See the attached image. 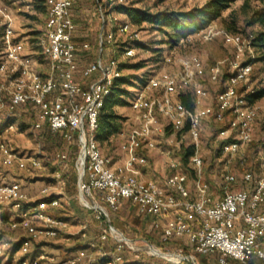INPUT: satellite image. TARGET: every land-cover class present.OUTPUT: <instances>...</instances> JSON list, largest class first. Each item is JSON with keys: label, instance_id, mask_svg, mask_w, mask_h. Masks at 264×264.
Returning <instances> with one entry per match:
<instances>
[{"label": "built area", "instance_id": "built-area-1", "mask_svg": "<svg viewBox=\"0 0 264 264\" xmlns=\"http://www.w3.org/2000/svg\"><path fill=\"white\" fill-rule=\"evenodd\" d=\"M77 1H0V164L29 175L42 171L47 163L55 164L50 180L36 195L24 190L19 180L0 179V264H130L141 259L143 264H199L196 254L217 264H228L231 259L240 264L264 261V148L258 156L262 174L252 190L232 191L230 184L236 176L226 165L231 158L244 156L258 123L259 106L238 90L242 85L250 88L252 58L256 57L251 41L224 28L213 31L211 22L179 41L181 45L197 35L210 38L218 34L234 48L225 87L211 104L207 103L210 91L206 81L218 82L223 69L208 66L196 53L165 52L164 67L148 75L129 101L134 120L126 132L119 131L123 156L115 159L102 151L96 131L99 111L121 76L120 60L100 55L79 64L73 16ZM129 1L99 2L101 51L105 44L113 48L114 42L123 37L126 44L121 55H137L140 32L130 21L111 17V29L102 32L107 28L106 9L111 15L115 5ZM39 2L46 7L44 26L38 38L29 41L24 35L26 27L19 22L27 13L37 12ZM82 46L86 49L89 44ZM247 49L251 59L245 58ZM166 66H176L177 70ZM188 88L193 91V108L178 99L180 91ZM210 114L228 123L216 138L229 140L218 158H227L223 191L218 197L212 196L208 182L203 180L199 149L202 121ZM23 125L40 141L41 130L48 127L78 148L74 161L76 198L92 215L94 232L88 220L71 223L57 213L71 203L66 188L70 153L48 154L42 142L37 151L20 148L10 135L21 132ZM166 134L167 145L158 147L157 136ZM187 140L193 147L189 156L195 170L193 196L179 155ZM155 148L164 154L170 169L164 183L143 172L148 160L139 151ZM243 177L246 181L253 178L249 171ZM41 196H49V200L37 201ZM127 200L151 218V228L158 232L161 245L141 239L145 248L141 247L138 239L112 224L110 211L120 209ZM176 239L183 244L175 247ZM186 248L191 251L186 253Z\"/></svg>", "mask_w": 264, "mask_h": 264}, {"label": "rangeland", "instance_id": "rangeland-1", "mask_svg": "<svg viewBox=\"0 0 264 264\" xmlns=\"http://www.w3.org/2000/svg\"><path fill=\"white\" fill-rule=\"evenodd\" d=\"M2 1V0H0ZM5 1V0H3ZM137 4L140 6H146L148 4H152V1L150 0H136ZM207 0H162L160 2V8H167V9H177V10H185L187 8H190L194 5H202ZM81 12L79 13V16L77 17V31L75 40L77 42V59L79 64L82 66L87 61L96 59L95 57V51L96 47L99 46L101 51V46L99 42V30H100V21L98 19V16L96 14V2L95 0H82ZM242 3V0H236L232 2L230 8L224 12V14H228V12H233L238 19L239 26L243 30L242 32H238L242 35L243 39L245 41H251V37L249 36L251 34V30L258 29L257 26L251 27V28H245L243 26V20L245 18V14L240 10V5ZM88 14V15H86ZM37 16V17H35ZM107 28L105 30L108 31L112 27V21H110V18H116L118 20L123 19L124 17L122 14H119L118 12H112L110 15L107 13ZM19 25L21 27H26L25 30V36L30 41L32 38V31L33 29H43L44 26V15L40 14L39 12H35L33 14H26L23 16V18L20 19ZM116 21V20H115ZM79 22V25H78ZM213 24L212 28H214L213 31L218 30L219 28L226 29L229 33H235L226 28L224 24H222L219 20H214L211 22ZM133 29H137L140 32V41L136 42L137 49V55L130 59H125L121 54L119 55V60L121 62L123 61H129L131 63L142 61L145 62L144 67L139 70H133V69H125V74H138L143 76L144 80L145 78L150 75L157 73L161 66L164 67L163 62V54L167 51H174L175 54L181 55V54H189V53H196L198 54L205 64L208 66L210 65H219L220 68L223 69V72L227 70L229 60L232 58L234 54V48L232 46L226 45L224 41L222 40L221 36L218 34L212 35L210 38L200 37L199 35L195 36L194 39L191 42L179 44L177 47L168 48L166 44H164V35L158 31L153 30L149 25L143 24L140 26H134ZM245 29V31H244ZM104 32V33H105ZM250 39V40H249ZM85 42H88L89 47L84 49L82 44ZM253 54L256 56L252 58L253 61V72L251 76L250 81V88L251 87H264V61L258 60V52L254 48L253 45ZM157 48H162L164 53L159 57V54L155 51ZM168 48V49H167ZM113 48H111L112 51ZM110 53V49L108 50ZM107 52V53H108ZM108 53V54H109ZM39 55V54H37ZM245 58H250V55L248 53V49L246 51ZM172 71L177 70L176 66H166ZM207 88H209L210 91V97L207 100V103L211 104L214 103V99L216 96V92L219 88V82L216 83H210L206 81ZM130 93L128 95V100L130 101L133 94L137 91V87L132 86L130 87ZM256 104L259 105V115H258V124L257 128L255 130V133L253 135L252 140L250 143H252V147L250 150H248V146L246 149V153L244 156H235L234 158H231V160L226 164L229 169L236 174H241L242 170L245 169V163L248 159V162H253L257 164L258 162V156L259 151L264 148V145H258V150L254 152L253 144H261V142H264V96L258 99ZM117 113L123 116L122 120H120L117 124V132L113 135H107V139L105 141L100 140V133L99 130L96 131L98 144L102 151L106 154L107 152H110V154H113L115 159H119L123 156V152L120 148V144L122 142V137L119 133V131L123 130L126 132L131 125L133 124L134 115L135 113L131 110L130 103L116 107ZM210 119H212V115L210 114L209 117H206L202 121L203 131L201 135V141H200V153L203 156V159L205 162L207 161L209 157V145L208 141L211 136L212 130H211V122ZM161 122L166 126L167 122L166 120L162 119ZM21 132H13L10 137L14 140L15 144L18 145L20 148L24 150H38L39 145L42 141H40L41 138L36 137V134L34 132H31L28 127H25L24 125L19 129ZM166 135L157 136L156 142L158 147L162 148L167 145L166 141ZM249 143V144H250ZM257 146V145H256ZM54 148H47L45 152L48 154L55 153ZM78 150V148H77ZM141 151V150H140ZM254 153V155H253ZM146 157H147V164L143 166L145 175L156 177L160 180H163L166 175L169 172L167 159L159 150V148H155L151 151H146ZM256 158V159H255ZM254 159V160H253ZM222 160V161H221ZM220 161L217 160V171H214V173L211 174V179L213 182H210L207 180V178H203V180H206L210 186V192L211 194L217 195L218 194V187L221 183L222 178V172L225 169L224 162H226L227 158L221 159ZM238 163V164H237ZM190 167L192 165L188 164ZM238 167V168H237ZM52 165L51 163H47L46 167L42 171L34 172L32 175H29L26 172L22 171H13L9 168H6L0 164V179L4 180H19L20 182L25 181V183L29 184L31 182L34 183V188H41L42 184L46 181L50 180V173L52 172ZM184 170V168H182ZM67 191L69 197H71V203L69 205H66L64 207H61L58 210V214L65 217L67 220H69L71 223H75L78 219H86L89 221V227L91 232L95 231L94 222L92 221V215L90 212L83 209L79 201L76 198V193L78 191L76 180H77V174L74 175L72 171V166L70 165L68 172H67ZM194 186V178L191 176L188 180V188H193ZM39 188V189H40ZM193 190V189H192ZM136 208V207H135ZM124 218H127L128 220H131L134 224L139 226L142 229H145L146 231L154 232L151 228V218L138 212L137 208L134 209V207H129V209L126 210V213L124 214ZM144 243V242H143ZM141 240L138 241V245L145 248V245L143 244ZM197 256V254H196ZM206 258V257H204ZM151 260V259H150ZM198 261V260H197ZM200 264H206L205 260H200ZM209 264V263H207Z\"/></svg>", "mask_w": 264, "mask_h": 264}, {"label": "trees", "instance_id": "trees-1", "mask_svg": "<svg viewBox=\"0 0 264 264\" xmlns=\"http://www.w3.org/2000/svg\"><path fill=\"white\" fill-rule=\"evenodd\" d=\"M105 0H95L96 2V14L100 21V25L102 26V21L100 19V15L97 11V6L99 2L105 3ZM152 4H148L146 6H140L137 4L136 0H131L128 3H121L115 5L111 11L118 12L122 14L124 17L121 20H128L131 22L132 26H140L143 24L149 25L153 30H158L164 35V44L167 45L168 48H173L179 44V41L186 37L187 35L194 33L198 29L206 26L208 23L219 20L222 24L226 26V28L232 32L238 33L242 32L243 30L239 26L238 19L236 18L233 12H228V14H224L226 10H228L232 4V2L236 0H207L202 5H194L190 8L185 10H177V9H167V8H160V2L162 0H150ZM35 9L42 15L46 13V7L42 2L36 4ZM240 10L245 14V18L243 20V26L245 28H251L257 26L258 29L251 30V43L258 52V60L264 61V0H242L240 5ZM110 13V9H106L105 14ZM37 17V16H35ZM101 26L99 30V34L101 32ZM105 27L103 28L102 32L105 34ZM245 31V29H244ZM42 33V29L36 30L33 29L32 31V40H36L38 36ZM76 42V40H75ZM77 44V42H76ZM126 41H124L123 37H119L117 41L114 42V47L111 49L106 46H103V50L100 51V47L97 46L95 49V57L98 58L100 55L103 56L105 59L119 57L122 54V50ZM167 48V49H168ZM110 49V53L108 50ZM159 57L162 55L163 49L157 48L155 50ZM109 54H108V53ZM164 55V54H163ZM130 59V58H125ZM145 62L139 61L131 63L129 61H120V68H121V76L118 77L114 83L113 90L111 94L105 99L103 107L99 111L98 122L99 126L98 129L100 133V140L103 142L107 139V135H113L117 132V124L120 120H122L123 116L117 113L116 107L123 106L129 103L128 95L130 93V87L135 86L137 87L144 81V77L138 74H125V69H133L139 70L144 67ZM229 72L228 69L223 72L221 77L219 78V88L216 92V95L219 91H221L226 84V80L228 78ZM209 82V81H207ZM211 83V82H210ZM239 92L244 93L245 97L249 102L255 103L258 99L264 96V87H251L246 88L245 85L239 87ZM178 99L182 101L187 107L193 108V91L188 88L185 90H181L178 94ZM214 107L216 105L214 104ZM211 122V136L208 141L209 145V157L207 161L203 159V166H202V177L205 179L207 178L208 181L213 182L211 179V174L214 171H217L218 167L216 162L221 155V149L225 142L229 141L228 139L224 140H217V135L222 128L227 127L228 123L227 120L223 122H219L214 119L212 115ZM187 128L185 124L184 129ZM167 133L170 132V126L166 127ZM42 134V148L44 151L47 148H54V152L62 151V152H69V158L72 166L73 174L76 175V169L74 167V161L78 155V150L76 146L72 145L67 140L63 139L60 134H55L50 131L48 127H45L40 132ZM257 145V146H256ZM258 145H264V142L261 144H253L254 152L258 150ZM252 147V143L248 144V150ZM146 149H141L139 153L144 154L146 156ZM193 152L192 145L187 141L184 142L182 146V150L179 153L180 158L182 160V168L184 171L188 173L189 177L195 178V170L193 167H190L189 164V156ZM254 155V153H253ZM256 159V158H255ZM254 160V159H253ZM238 164V163H237ZM52 168L54 169L55 164L51 163ZM238 168V167H237ZM52 169V170H53ZM252 173V180L246 181L243 177L245 172ZM235 182L230 184V189L232 191L239 190V189H248L252 190L254 187V181L261 176V170L259 167V161L257 164L253 162H248V159L245 163V169L242 170L241 174H236ZM221 183L219 184L218 194L214 195L213 197H218L222 195V185H223V176L221 178ZM166 180L163 179L162 183ZM189 180V179H188ZM206 181V180H205ZM207 182V181H206ZM188 185V182H187ZM193 188H189L190 194L193 196ZM40 200H49V196H41L38 198L37 201ZM129 207H134L136 209V205L132 204L130 201H125L124 204L121 206L120 209L116 211H110V218L112 224L121 229L125 235L131 238H135L138 240L146 239L149 242L156 243L157 245L160 244L159 234L158 232H149L145 229L140 228L136 224H134L131 220L124 218V214ZM136 207V208H135ZM138 210V209H137ZM175 247H179L183 244L182 240L176 239L174 241ZM18 246L15 245L14 249ZM191 250L186 248L185 252L189 253ZM198 263L200 264V260H205L206 264H217L212 261V258L209 257H201L197 254L196 256ZM139 260L138 262H132L130 264H143ZM148 264V263H147ZM183 264H189L188 261H185ZM228 264H240L236 260H229ZM250 264H264V261L254 259Z\"/></svg>", "mask_w": 264, "mask_h": 264}, {"label": "crops", "instance_id": "crops-1", "mask_svg": "<svg viewBox=\"0 0 264 264\" xmlns=\"http://www.w3.org/2000/svg\"><path fill=\"white\" fill-rule=\"evenodd\" d=\"M83 2H82V0H78L77 2H76V4L74 5V7H73V16H74V19H75V21H77V17L79 16V13L81 12V7H80V5L82 4ZM86 15H88V14H86ZM78 25H79V22H78ZM79 79H81V78H79ZM256 104V103H255ZM258 105V104H257ZM259 106V105H258ZM258 124V123H257ZM257 128V127H256ZM106 154H108V155H113V154H110V152H107ZM145 166V165H144ZM143 172H144V169H143ZM170 173V169H169V172H168V174ZM167 174V175H168ZM144 175H145V172H144ZM166 175V176H167ZM146 177H149V178H154V179H156L157 181H160V182H162V180H160V179H158V178H156V177H153V176H148V175H145ZM165 179V178H164ZM34 183L35 182H31V183H29V184H27V183H25V181H23V182H21V184H22V186H23V189L24 190H26L29 194H31V195H36L37 193H38V191H39V188H34Z\"/></svg>", "mask_w": 264, "mask_h": 264}, {"label": "water", "instance_id": "water-1", "mask_svg": "<svg viewBox=\"0 0 264 264\" xmlns=\"http://www.w3.org/2000/svg\"><path fill=\"white\" fill-rule=\"evenodd\" d=\"M151 246L154 248V245L151 243ZM160 255L164 256V253H160Z\"/></svg>", "mask_w": 264, "mask_h": 264}]
</instances>
